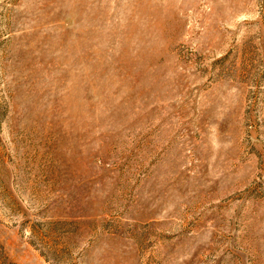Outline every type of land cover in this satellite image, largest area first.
Segmentation results:
<instances>
[{"label":"rangeland","instance_id":"rangeland-1","mask_svg":"<svg viewBox=\"0 0 264 264\" xmlns=\"http://www.w3.org/2000/svg\"><path fill=\"white\" fill-rule=\"evenodd\" d=\"M0 264H264V0H0Z\"/></svg>","mask_w":264,"mask_h":264}]
</instances>
